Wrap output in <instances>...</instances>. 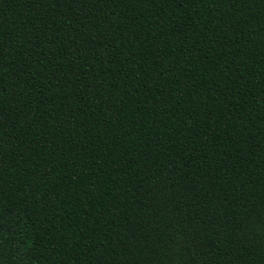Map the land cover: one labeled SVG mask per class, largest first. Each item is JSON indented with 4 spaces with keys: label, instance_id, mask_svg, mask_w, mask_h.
<instances>
[{
    "label": "trees",
    "instance_id": "trees-1",
    "mask_svg": "<svg viewBox=\"0 0 264 264\" xmlns=\"http://www.w3.org/2000/svg\"><path fill=\"white\" fill-rule=\"evenodd\" d=\"M0 264H264V0H0Z\"/></svg>",
    "mask_w": 264,
    "mask_h": 264
}]
</instances>
